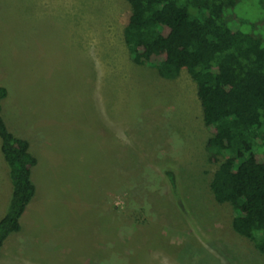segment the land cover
<instances>
[{
    "label": "rangeland",
    "instance_id": "374dc122",
    "mask_svg": "<svg viewBox=\"0 0 264 264\" xmlns=\"http://www.w3.org/2000/svg\"><path fill=\"white\" fill-rule=\"evenodd\" d=\"M129 15L127 0H0L3 116L38 159L0 264H264L211 190L197 83L134 63ZM1 164L0 148V220Z\"/></svg>",
    "mask_w": 264,
    "mask_h": 264
},
{
    "label": "trees",
    "instance_id": "16d2710c",
    "mask_svg": "<svg viewBox=\"0 0 264 264\" xmlns=\"http://www.w3.org/2000/svg\"><path fill=\"white\" fill-rule=\"evenodd\" d=\"M125 43L134 63L165 79L187 70L197 83L211 136L209 161L218 164L210 183L218 204L235 210L234 231L264 254V0H127ZM254 11V15L250 13ZM0 87V140L12 183L0 220V251L36 194L38 159L29 140L8 127ZM171 184L176 177L168 173Z\"/></svg>",
    "mask_w": 264,
    "mask_h": 264
},
{
    "label": "crops",
    "instance_id": "0c3cea01",
    "mask_svg": "<svg viewBox=\"0 0 264 264\" xmlns=\"http://www.w3.org/2000/svg\"><path fill=\"white\" fill-rule=\"evenodd\" d=\"M124 30H125V27L123 28V40H124V42H125V39H124ZM125 44H126V43H125ZM0 74H1V75L3 74L2 71H0ZM1 75H0V76H1ZM0 78H1V77H0ZM0 87H3V86L0 84ZM6 98H7V97H6ZM6 98H5V99H6ZM5 99H4V100H5ZM4 100H3V101H4ZM2 103H3V102H2ZM31 149H32V147H31ZM3 159H4V157H3ZM1 165H3V166H2V169H1L2 172H3V173L6 172V173H7V176H8L9 171H8L7 165H6V166H4V164H1ZM6 180H7V179H6Z\"/></svg>",
    "mask_w": 264,
    "mask_h": 264
}]
</instances>
